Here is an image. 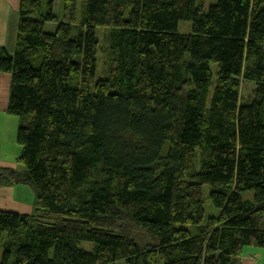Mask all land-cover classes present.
<instances>
[{"label": "trees", "instance_id": "16d2710c", "mask_svg": "<svg viewBox=\"0 0 264 264\" xmlns=\"http://www.w3.org/2000/svg\"><path fill=\"white\" fill-rule=\"evenodd\" d=\"M79 1L18 0L0 48L24 169L0 187L34 194L0 211V264H242L264 249V0Z\"/></svg>", "mask_w": 264, "mask_h": 264}, {"label": "crops", "instance_id": "0c3cea01", "mask_svg": "<svg viewBox=\"0 0 264 264\" xmlns=\"http://www.w3.org/2000/svg\"><path fill=\"white\" fill-rule=\"evenodd\" d=\"M18 22V0H0V48L7 52L14 50L16 26ZM9 94V75L0 73V169L14 168L18 166L17 160L20 151L9 155L8 144V124L13 123L7 119L6 107ZM20 148V147H19ZM18 153V154H17ZM18 155V156H17ZM16 157V158H14ZM17 186L0 187V211H5V204L16 205L20 209L12 211L17 214H29L31 208L22 207L24 205L20 199H15L14 195ZM22 207V208H21ZM21 209L23 212H21Z\"/></svg>", "mask_w": 264, "mask_h": 264}, {"label": "rangeland", "instance_id": "374dc122", "mask_svg": "<svg viewBox=\"0 0 264 264\" xmlns=\"http://www.w3.org/2000/svg\"><path fill=\"white\" fill-rule=\"evenodd\" d=\"M83 0H80L77 4V13L80 10V4ZM213 0H204L205 2V6H207L208 4H210ZM61 10H62V0H54L53 3V13L57 18L61 17ZM57 26V23H50V24H45L44 26V31L47 33H51L55 30ZM178 31L180 33H188L190 32L191 29V23L190 22H179L178 23ZM96 40L98 42V47L100 50V47L102 46L103 43V33L100 29H96ZM9 55L13 54L12 52H8ZM100 58V53L97 55V62H96V73H95V80H98L100 78H102L100 76V63L98 61V59ZM214 81V78H213ZM9 82H10V76H9ZM252 89V86L249 84H245L242 87V93L243 94H247L250 92V90ZM7 119H9L10 121H12L13 123L8 124V144H7V148L9 150V155H13L15 154V152L20 151L21 153V147L17 145L16 143V132H17V127H18V120L15 117L12 116H8ZM20 147V148H19ZM17 153V154H18ZM19 153V154H20ZM18 156V155H17ZM16 158V157H14ZM17 171H23V167L21 166H17L16 167ZM16 192L14 195L15 199H20L22 201V203L24 205H22V207H26V208H31L32 207V203L34 200V194L32 192V190L24 185H18L16 188ZM5 206L7 207V209L4 212H9V213H13L12 211L14 210H18L20 208H18L16 205H9V204H5ZM21 207V208H22ZM213 209L211 208V206L207 203L206 204V212L207 215H210L212 213ZM15 212V211H14ZM21 212L22 209H21ZM83 246H88L90 247L91 244L89 243H81L79 245V247H83ZM240 261L242 264H264V249L261 248H254V247H245L243 249V253L242 256L240 258ZM117 264H123L122 262H119Z\"/></svg>", "mask_w": 264, "mask_h": 264}]
</instances>
